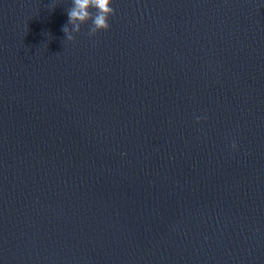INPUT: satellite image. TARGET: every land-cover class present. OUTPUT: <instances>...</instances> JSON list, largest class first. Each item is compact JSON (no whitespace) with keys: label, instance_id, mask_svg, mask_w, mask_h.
Masks as SVG:
<instances>
[{"label":"water","instance_id":"1","mask_svg":"<svg viewBox=\"0 0 264 264\" xmlns=\"http://www.w3.org/2000/svg\"><path fill=\"white\" fill-rule=\"evenodd\" d=\"M70 7L0 0V264H264V0Z\"/></svg>","mask_w":264,"mask_h":264},{"label":"clouds","instance_id":"2","mask_svg":"<svg viewBox=\"0 0 264 264\" xmlns=\"http://www.w3.org/2000/svg\"><path fill=\"white\" fill-rule=\"evenodd\" d=\"M112 4L113 0H72V7L67 10L68 23L62 27L66 40L73 42L75 39L73 34L81 33L82 26L89 22H91L89 36L108 31L110 29L109 18L116 14L111 7ZM196 119L199 122L203 118L197 117ZM236 147L237 145L233 142L232 148Z\"/></svg>","mask_w":264,"mask_h":264}]
</instances>
